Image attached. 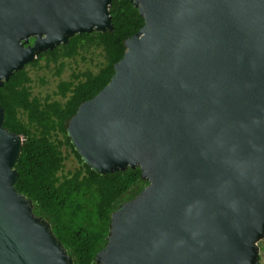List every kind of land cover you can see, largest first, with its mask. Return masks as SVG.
I'll list each match as a JSON object with an SVG mask.
<instances>
[{
	"label": "water",
	"instance_id": "water-1",
	"mask_svg": "<svg viewBox=\"0 0 264 264\" xmlns=\"http://www.w3.org/2000/svg\"><path fill=\"white\" fill-rule=\"evenodd\" d=\"M143 25L66 134L93 171L147 183L111 212L94 264H259L264 237V0H130ZM112 0H0V87ZM0 105V264H75L18 191L22 136Z\"/></svg>",
	"mask_w": 264,
	"mask_h": 264
},
{
	"label": "trees",
	"instance_id": "trees-1",
	"mask_svg": "<svg viewBox=\"0 0 264 264\" xmlns=\"http://www.w3.org/2000/svg\"><path fill=\"white\" fill-rule=\"evenodd\" d=\"M112 31L77 33L67 44L41 52L28 64L36 65L44 58L47 63L74 56L80 48L90 45L103 50L104 61L96 72H74L60 80L50 95H32L31 78L25 69L11 74L0 87V105L4 108L3 125L22 136V148L15 165L18 191L33 201V211L51 224L75 264H94V255L105 241L111 212L122 201L136 194L147 183L139 168L127 167L101 175L93 171L73 148L66 134L65 122L78 104L98 92L113 74V65L124 51L123 39L143 25V17L130 0H112L109 8ZM26 115L23 121L19 112ZM66 146L79 165L61 174Z\"/></svg>",
	"mask_w": 264,
	"mask_h": 264
},
{
	"label": "rangeland",
	"instance_id": "rangeland-1",
	"mask_svg": "<svg viewBox=\"0 0 264 264\" xmlns=\"http://www.w3.org/2000/svg\"><path fill=\"white\" fill-rule=\"evenodd\" d=\"M103 61L104 55L102 48L90 45L86 48H80L74 56L64 58L60 73H57L59 62L54 63L50 61L47 63L46 60L42 58L36 65L28 64L25 66V69L31 78L30 86L32 95H36L40 98L50 95L52 99H61L59 95L53 94L60 80L70 79L71 74L74 72L85 70L96 72ZM63 99L64 98L61 100ZM19 116L23 121H26L24 112L20 111ZM62 150L66 158L64 167L60 172L61 174L67 173L79 165L77 158L71 152L69 153L66 146H63ZM258 246L259 264H264V237L258 242Z\"/></svg>",
	"mask_w": 264,
	"mask_h": 264
}]
</instances>
